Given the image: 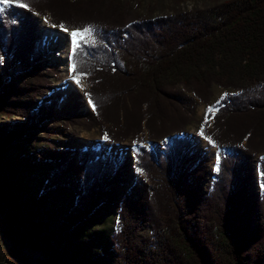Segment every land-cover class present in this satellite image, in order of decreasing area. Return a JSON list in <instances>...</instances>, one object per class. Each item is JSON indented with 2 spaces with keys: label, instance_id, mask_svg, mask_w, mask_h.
Here are the masks:
<instances>
[{
  "label": "trees",
  "instance_id": "16d2710c",
  "mask_svg": "<svg viewBox=\"0 0 264 264\" xmlns=\"http://www.w3.org/2000/svg\"><path fill=\"white\" fill-rule=\"evenodd\" d=\"M168 1L161 16L150 5L140 14L144 0H26L28 8L0 11V117L8 119L0 124V229L19 262L31 264L27 249L42 253V264H264V190L251 187L257 155L264 185V0L192 11L182 10L185 0H156ZM33 14L60 29H95L70 59L88 91L71 93L62 108L61 97L46 100L54 87ZM5 59L26 68L19 82L4 80ZM215 86L225 94L211 103ZM83 98L93 114L80 112ZM197 101L206 106L197 135L231 151L206 192V160L187 136L141 146L187 134ZM62 122L98 129L108 144L131 139L136 150L117 163L103 159L101 145L58 148ZM109 207L110 248L90 259L93 238L81 245L77 236Z\"/></svg>",
  "mask_w": 264,
  "mask_h": 264
},
{
  "label": "rangeland",
  "instance_id": "374dc122",
  "mask_svg": "<svg viewBox=\"0 0 264 264\" xmlns=\"http://www.w3.org/2000/svg\"><path fill=\"white\" fill-rule=\"evenodd\" d=\"M133 2V4H136L138 1L143 0H130ZM229 0H185L182 4L181 8L182 10H202L213 7L216 3H223L227 2ZM153 7V9L157 8V11L155 13V16H161L167 13L171 7L172 4L170 1L163 3L160 5L156 0H144L143 7L138 10L140 14L144 15V10L147 8V6ZM7 6L0 5V9H5ZM1 11V10H0ZM32 17L37 21L39 24V38H40V44L42 47V65L45 67L47 79L51 82V85L54 87V90L51 93L46 94V100L50 102L52 99H55L57 96L64 98L61 94H58L57 92L62 89L64 86V82L67 79H71L73 83L76 86V90L72 91L71 93H78L80 95H84V92L88 91V87L84 80L81 78H75L73 75L72 66L70 63V59L72 56V48L71 43L69 40H61L56 39L57 43L55 48L49 47L50 44L47 43V38L45 37L47 32L56 30V33L61 34L63 32L69 33L73 30L64 31L63 29H60L58 27L50 26V18L43 19L39 17L36 14H33ZM82 30V29H81ZM89 37H86L85 40H89ZM83 40V39H82ZM87 43V42H86ZM68 56L69 58V72H66L65 69V61L64 58ZM32 63V62H31ZM53 66L58 69V76L52 75L48 71V67ZM13 69H12V68ZM26 69V68H25ZM22 69L20 65H17L15 68L12 66L11 61L5 59L3 61V75L4 80H10L13 82H19V78L22 77L26 70ZM79 81V82H77ZM80 84V86L78 85ZM70 93V94H71ZM213 99L211 103H214L216 100H218L220 97H222L225 94V91L223 89H220L218 87L213 88ZM69 94V95H70ZM66 97V96H65ZM43 100L42 97L38 98L39 103H41ZM81 102L86 101L85 107H82L80 109V112L90 113L93 114L94 112V106L92 102L86 100L85 98L80 100ZM198 102V101H197ZM63 103V102H62ZM63 107V104H61V108ZM206 106L200 102H198V106L196 108L195 112V120L186 127V133L187 134H181L182 136H187L189 139H191L194 143V149L198 152H200L203 157L206 160V168L204 169V173L202 178L200 179V187L202 189V192H206L210 186V183L215 179L216 175L219 173L220 170V163L223 157L230 154V152L227 149H219L216 147L209 146L208 143L197 135L198 129L200 127V122L204 118ZM8 119L5 117H0V124L7 123ZM62 126H59V135H56L53 137V142L56 147L58 148H76L81 149L83 147H92L95 145H101V146H107V149L105 151V158H109L110 156L117 157L120 159V162L122 159L126 157H132L133 152L136 150V146L133 145L131 142V139H127L124 143L121 144H115L110 145L106 141H104L99 132L98 129H93L92 131L88 132L84 129H81L79 127H68L66 123H61ZM50 125L49 122H45L43 126ZM27 135L36 136V138H43V135L40 131H31L28 132ZM147 139V135L145 136ZM168 139H164L160 142H151L147 141L148 143H144L142 147L149 148L152 147V150H155V147L158 146L159 148H163L166 143H168L173 137H167ZM87 141L89 143H87ZM19 144L24 142L23 140H19ZM25 142L28 144L30 141H28V138H26ZM37 148L36 145L31 146ZM27 152L30 151L29 147L26 146ZM11 154V153H10ZM259 157L255 156L252 157V178H251V187L253 191L260 192L264 190V185L260 183L259 177L262 175L260 174L258 169V161ZM218 168V170H217ZM134 171V170H133ZM36 176L39 175V172H35ZM131 175V174H130ZM38 177V176H37ZM212 180V181H211ZM36 183V182H33ZM132 184V183H131ZM38 186V183H36ZM127 188H123L120 190L119 194L124 195ZM60 203V202H59ZM58 205V204H57ZM55 203H51V205L48 208L53 209L57 206ZM114 218H115V208H105L103 211H101L99 214L96 215V217L93 219L92 222L89 224L83 225L81 228L80 233L78 234V241L82 245V242L93 238V244L91 246L90 253L91 258L94 257V254L100 253V248H110V241L109 236L113 230L114 225ZM92 253H94L92 255ZM24 256L30 261L31 264H42V261L44 260V256L40 252H34L31 250H24ZM84 255L81 254V257ZM0 264H23L22 262H19L11 255V245L8 242V240L4 237L2 234V231L0 229Z\"/></svg>",
  "mask_w": 264,
  "mask_h": 264
},
{
  "label": "snow or ice",
  "instance_id": "6c2138e0",
  "mask_svg": "<svg viewBox=\"0 0 264 264\" xmlns=\"http://www.w3.org/2000/svg\"><path fill=\"white\" fill-rule=\"evenodd\" d=\"M13 3H16L17 6H20V7H23V8H28L29 5L28 3L26 2V0H0V5H3V6H8L10 4H13ZM2 10V9H0ZM55 27V25H53ZM63 28V26H61ZM64 31H68L67 28H64L63 29ZM95 31V29L92 27V26H88V27H85L84 29H76V30H73L71 32V36H72V51H73V54L75 55L77 50L79 49L80 47V40L82 39H85L86 37H89L92 35V33ZM93 43L95 42L94 39L92 41ZM72 70L75 71L76 70V65L73 64L72 65ZM79 82V81H77ZM91 103V101H90ZM214 109L212 107H210L208 109V112H212ZM105 139H107V136H105ZM210 140V138H209ZM211 142V141H210ZM218 170V168H217Z\"/></svg>",
  "mask_w": 264,
  "mask_h": 264
},
{
  "label": "bare ground",
  "instance_id": "6f19581e",
  "mask_svg": "<svg viewBox=\"0 0 264 264\" xmlns=\"http://www.w3.org/2000/svg\"><path fill=\"white\" fill-rule=\"evenodd\" d=\"M45 37L47 38V43L50 44L49 47H51V48H55L56 47L55 45L57 43H55V42L57 41L56 39H58V38L61 39V40H69L70 43H71V48H72V36H71V32H69V33L63 32L61 34H58V33H56V30H55V32L54 31L47 32L46 35H45ZM64 61L66 62L65 63L66 72H69V69H68L69 68V66H68L69 58H68V56H66L64 58ZM76 89L77 88H76L75 84L69 78V79H67L64 82V86L57 93L58 94H61L62 96L65 97V96H68L72 91H74ZM87 143H89V142L87 141Z\"/></svg>",
  "mask_w": 264,
  "mask_h": 264
},
{
  "label": "water",
  "instance_id": "95a60500",
  "mask_svg": "<svg viewBox=\"0 0 264 264\" xmlns=\"http://www.w3.org/2000/svg\"><path fill=\"white\" fill-rule=\"evenodd\" d=\"M10 5H11V4H10ZM10 5H8L7 8L10 7ZM67 97H68V96H66V97L63 98V103H62L63 105L65 104V101H66Z\"/></svg>",
  "mask_w": 264,
  "mask_h": 264
}]
</instances>
